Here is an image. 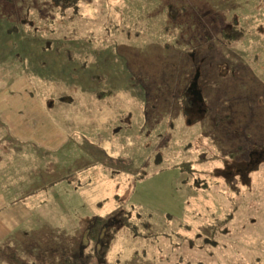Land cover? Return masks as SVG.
I'll return each instance as SVG.
<instances>
[{
  "label": "rangeland",
  "instance_id": "obj_1",
  "mask_svg": "<svg viewBox=\"0 0 264 264\" xmlns=\"http://www.w3.org/2000/svg\"><path fill=\"white\" fill-rule=\"evenodd\" d=\"M23 80L73 134L55 161L91 149L85 108L111 139L113 177L68 185L71 212L121 213L109 264H264V0H0V82Z\"/></svg>",
  "mask_w": 264,
  "mask_h": 264
},
{
  "label": "crops",
  "instance_id": "obj_2",
  "mask_svg": "<svg viewBox=\"0 0 264 264\" xmlns=\"http://www.w3.org/2000/svg\"><path fill=\"white\" fill-rule=\"evenodd\" d=\"M83 112L78 120L66 122H76V135L83 133L91 149L74 158L75 166L64 158L55 161L73 134L44 109L28 80L0 82V264H62L66 257H81L87 225L100 215L71 212L74 201L83 204L80 208L85 201L76 200L68 185L77 191L91 188L105 176L103 169L111 178L118 170L109 159L111 152L102 149L107 157L103 161V151L96 148L98 141L111 142L89 124L96 125L99 116L86 108Z\"/></svg>",
  "mask_w": 264,
  "mask_h": 264
},
{
  "label": "trees",
  "instance_id": "obj_3",
  "mask_svg": "<svg viewBox=\"0 0 264 264\" xmlns=\"http://www.w3.org/2000/svg\"><path fill=\"white\" fill-rule=\"evenodd\" d=\"M59 3L65 4L67 6L76 3L77 0H56ZM169 10L175 11L178 10V8L176 6H170ZM240 32V31H239ZM238 30L232 28L230 29V31L227 33L226 38H230V40L232 39H238L239 35ZM183 165H186V167L184 168H189V170L191 171V166H192V162L191 161H187L185 163H183ZM183 169V168H182ZM249 178V177H248ZM114 214H109L106 216H95L91 223L89 224V229H88V233H87V240L89 241L90 247L89 250L85 253H83V255L79 258H68L66 257L64 262L62 264H89L90 261L92 260V257L94 255H99V257H101V259L99 261H101L103 264H109L106 259H105V255L107 252V249L109 248V238H112V236L114 235V231L109 232V238L107 237V235H105V228L107 227L110 219L113 217ZM115 215H121V213L117 212V214ZM114 215V216H115ZM120 222L122 223V225L124 226H128L131 227L130 223L127 220L124 219H120ZM80 258H82V260H84V263H80L79 260H81Z\"/></svg>",
  "mask_w": 264,
  "mask_h": 264
},
{
  "label": "flooded vegetation",
  "instance_id": "obj_4",
  "mask_svg": "<svg viewBox=\"0 0 264 264\" xmlns=\"http://www.w3.org/2000/svg\"><path fill=\"white\" fill-rule=\"evenodd\" d=\"M188 91L190 92V96H189L190 101L188 102L189 108L192 106H196L198 112H200L202 110L205 111L206 109H203V103H202L203 101L201 100V95H200L199 89L197 88L196 81H195V83L194 82L190 83ZM254 161H256V160L254 159ZM249 162H247L246 165H249Z\"/></svg>",
  "mask_w": 264,
  "mask_h": 264
}]
</instances>
